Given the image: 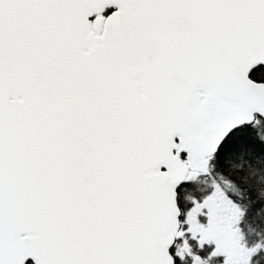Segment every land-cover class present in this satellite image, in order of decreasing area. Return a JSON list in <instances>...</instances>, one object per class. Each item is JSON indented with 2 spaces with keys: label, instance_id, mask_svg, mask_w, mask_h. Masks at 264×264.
I'll return each mask as SVG.
<instances>
[{
  "label": "snow or ice",
  "instance_id": "1",
  "mask_svg": "<svg viewBox=\"0 0 264 264\" xmlns=\"http://www.w3.org/2000/svg\"><path fill=\"white\" fill-rule=\"evenodd\" d=\"M0 264H264V0H0Z\"/></svg>",
  "mask_w": 264,
  "mask_h": 264
}]
</instances>
